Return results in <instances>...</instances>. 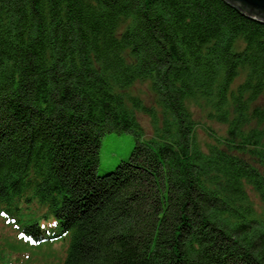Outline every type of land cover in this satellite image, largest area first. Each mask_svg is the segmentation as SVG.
<instances>
[{
	"label": "trees",
	"instance_id": "16d2710c",
	"mask_svg": "<svg viewBox=\"0 0 264 264\" xmlns=\"http://www.w3.org/2000/svg\"><path fill=\"white\" fill-rule=\"evenodd\" d=\"M193 106L227 133L203 145ZM0 217V264L45 244L59 264H264V22L229 0H0Z\"/></svg>",
	"mask_w": 264,
	"mask_h": 264
},
{
	"label": "rangeland",
	"instance_id": "374dc122",
	"mask_svg": "<svg viewBox=\"0 0 264 264\" xmlns=\"http://www.w3.org/2000/svg\"><path fill=\"white\" fill-rule=\"evenodd\" d=\"M131 92L139 95L145 103H153L154 98L149 82L138 83L131 89ZM192 111L196 121L199 123L197 135L199 141L203 145L210 141L206 132L208 127H213L222 135L227 133L228 126L209 120L207 110H202L197 108V106H193ZM139 119L146 132V138L152 137L153 128L150 117L140 113ZM135 146L136 137L132 133L124 132L105 134L101 140L97 174L101 176L107 172L115 170L121 162L129 159ZM250 193L251 197L257 202L256 197L259 198L258 195L253 192ZM0 234L5 237H10L11 240L16 236L14 229L3 217H0ZM5 244L11 243L5 239ZM63 249L64 248L61 244H56L52 247L45 244L41 248L25 249L23 252L27 251V255H25L24 258L27 259L30 257L29 264H59V261L64 257Z\"/></svg>",
	"mask_w": 264,
	"mask_h": 264
},
{
	"label": "water",
	"instance_id": "95a60500",
	"mask_svg": "<svg viewBox=\"0 0 264 264\" xmlns=\"http://www.w3.org/2000/svg\"><path fill=\"white\" fill-rule=\"evenodd\" d=\"M250 16L264 22V0H229Z\"/></svg>",
	"mask_w": 264,
	"mask_h": 264
}]
</instances>
